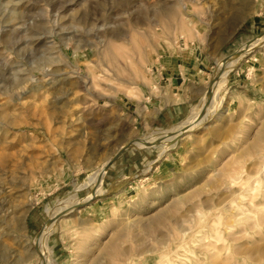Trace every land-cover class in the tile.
<instances>
[{"label": "rangeland", "instance_id": "rangeland-1", "mask_svg": "<svg viewBox=\"0 0 264 264\" xmlns=\"http://www.w3.org/2000/svg\"><path fill=\"white\" fill-rule=\"evenodd\" d=\"M189 1L0 0V264H264V0Z\"/></svg>", "mask_w": 264, "mask_h": 264}, {"label": "bare ground", "instance_id": "bare-ground-1", "mask_svg": "<svg viewBox=\"0 0 264 264\" xmlns=\"http://www.w3.org/2000/svg\"><path fill=\"white\" fill-rule=\"evenodd\" d=\"M92 2H97L98 0H90ZM103 2V1H102ZM173 2V1H172ZM88 3V2H87ZM159 1H153V0H141V5L139 7V11H138V14L135 16L134 18V21H135V28H134V34H136L140 40L142 41H148L151 39V36L152 34L150 33L151 30H154V28H156L159 24V22L156 20L152 21L150 20L149 16H142L140 14H143V11H151V9H157L158 6H160L162 10V17L166 22L168 21L169 23L168 26H170V28H174L175 31L177 32H181L182 35H184L186 33V25H185V20L182 19V8H184L185 11L187 12H194V10H196L195 8H193V6L191 5L190 1L188 0H176L175 4H173V6H171L169 9H168V5L167 4H163V5H159ZM196 4V3H195ZM133 5V2H128V3H125V4H121V7L125 8V9H128V8H131ZM135 5V4H134ZM163 6V7H162ZM186 17V16H185ZM186 19V18H185ZM172 20V21H171ZM194 32L195 34H198L196 33V27L194 26ZM37 32L36 31H33V34L34 35H37L36 34ZM189 33V31L187 32ZM175 34V33H174ZM190 34V33H189ZM107 37H109L110 40H114L115 38H120V34L117 35L116 33L112 32V33H107L106 34ZM191 36V35H190ZM199 36V35H197ZM12 38V37H10ZM40 38V37H39ZM15 39V38H13ZM135 39V37H134ZM12 40V39H11ZM110 42V41H109ZM136 42V41H135ZM107 43V42H106ZM112 43V42H111ZM13 44H15V41H13ZM107 49V48H105ZM251 49H249L247 52H244L243 54H241L240 56H238L237 58H234V59H229L224 61L226 62L224 65H223V70L225 71V75H224V78L227 77V75L230 73V70L233 69V67L239 63V60L241 58H243L244 56H247L248 55V52L250 51ZM253 50V49H252ZM35 55V54H34ZM32 59V58H31ZM9 70V69H8ZM3 72H5V70L3 71H0V76H3ZM7 74V73H6ZM47 76V75H45ZM44 76V77H45ZM79 78V77H78ZM113 79V78H112ZM80 80V78H79ZM54 81V80H53ZM93 81V80H92ZM86 82V81H85ZM88 82V81H87ZM41 87H39L40 89ZM34 89V88H32ZM96 89V88H95ZM83 91V90H82ZM88 91V90H87ZM218 95V93H217ZM215 96V95H214ZM94 100L97 101V100H100L101 98V94L100 92L98 94L94 93V96H93ZM216 98V96L213 98V101H212V104L214 102V99ZM88 104V103H86ZM211 104V105H212ZM89 105V104H88ZM204 105V104H203ZM210 105V106H211ZM86 106V105H84ZM87 108V107H86ZM98 109V107H97ZM97 111V110H96ZM94 113V112H93ZM91 117V116H90ZM89 119V118H88ZM189 119V118H188ZM197 123L195 125H199L201 122H202V117L199 116V113L193 111V114L191 115V118L189 120H187L186 122H184L183 124H181L179 127L175 128L173 131L169 132V131H158L159 133H154V135H151V137H147L145 139H141V140H138V141H134L133 144H136V147H142V146H148V145H151V144H157L159 142H165V141H169V140H173L171 142H169V144H173L175 145V143L177 142L178 138L183 136L186 131L188 130V126H191L190 124H192L193 122H196ZM193 125V127L195 126ZM163 142V143H164ZM132 144V142H130L128 145ZM168 144V143H167ZM168 144V145H169ZM126 145V146H128ZM166 145V144H165ZM131 146V145H130ZM129 147V146H128ZM104 169H102L100 172H102ZM100 172L98 173H95L94 176L90 177L88 179V184L84 185L83 187H87L89 185H91L92 183L98 181V178L100 177L99 179V183L101 184L102 182V177H103V172L102 174H100ZM105 174V173H104ZM101 175V176H100ZM81 187V188H83ZM99 187V186H98ZM76 192V191H75ZM67 204V203H66ZM61 207V206H60ZM65 207L62 206V208ZM61 208V209H62ZM66 208V207H65ZM64 208V209H65ZM63 211V210H61ZM60 212V211H59ZM58 214V213H57ZM54 216H56L54 214ZM58 219V217L56 219H51V226L49 227V229L45 232L44 236L42 237V239H40L38 241V245L40 244V247L43 246V247H46V240L47 238L49 237L50 234H52L54 228H55V225H56V220ZM42 247V248H43ZM42 251V250H41ZM40 252V251H39ZM43 252V251H42ZM51 263V262H50ZM48 264V263H47Z\"/></svg>", "mask_w": 264, "mask_h": 264}, {"label": "crops", "instance_id": "crops-1", "mask_svg": "<svg viewBox=\"0 0 264 264\" xmlns=\"http://www.w3.org/2000/svg\"><path fill=\"white\" fill-rule=\"evenodd\" d=\"M201 65V63H199V65L198 66H200ZM201 71V70H200ZM203 72V71H202ZM164 73L166 74V73H169L168 72V69L166 70V71H164ZM196 73H197V70L195 69V72H193V74H194V78H197L196 76ZM199 73H201V72H199ZM168 75V79H169V81H170V83L171 84H175V83H178V84H180L179 83V81L181 80V79H183V75H182V73L179 75V73L178 72H175V73H171V74H167ZM196 75V76H195ZM145 108H146V106H145Z\"/></svg>", "mask_w": 264, "mask_h": 264}]
</instances>
